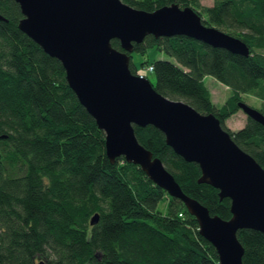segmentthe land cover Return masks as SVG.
Listing matches in <instances>:
<instances>
[{
  "label": "trees",
  "instance_id": "16d2710c",
  "mask_svg": "<svg viewBox=\"0 0 264 264\" xmlns=\"http://www.w3.org/2000/svg\"><path fill=\"white\" fill-rule=\"evenodd\" d=\"M124 1L147 10L171 2L190 5L204 22L249 45L244 55L185 34H148L134 50L155 46L174 59L145 60L141 69L131 59L130 67L147 76L144 69L152 64L155 89L214 112L264 167V124L252 117L237 129L226 124L249 95L260 99L264 112V0ZM0 13V263L220 264L216 247L181 198L123 155L110 160L104 130L69 85L61 61L19 28L18 2L0 0ZM111 42L123 49L119 39ZM207 74L230 89L221 105L205 83ZM134 128L186 193L211 213L231 216V199L199 181V164L175 152L160 128ZM237 236L244 264H264V233L242 227Z\"/></svg>",
  "mask_w": 264,
  "mask_h": 264
},
{
  "label": "water",
  "instance_id": "95a60500",
  "mask_svg": "<svg viewBox=\"0 0 264 264\" xmlns=\"http://www.w3.org/2000/svg\"><path fill=\"white\" fill-rule=\"evenodd\" d=\"M15 1L23 14L19 28L61 61L69 85L104 130L110 160L123 155L181 198L198 220L200 233L216 247L220 264H244L237 231L250 227L264 233V167L234 140L214 112H201L183 99L171 98L155 89L147 76L133 72L130 53L148 34H185L244 55L250 53L249 45L204 22L192 6L177 2L147 10L124 0ZM0 17L4 18L1 13ZM112 38L119 39L123 49L113 46ZM238 104L264 124L263 111L242 100ZM149 123L163 131L175 152L199 164V181L217 187L221 198L231 199L229 218L211 213L186 193L163 160L138 140L134 124ZM97 220L95 212L90 222Z\"/></svg>",
  "mask_w": 264,
  "mask_h": 264
},
{
  "label": "rangeland",
  "instance_id": "374dc122",
  "mask_svg": "<svg viewBox=\"0 0 264 264\" xmlns=\"http://www.w3.org/2000/svg\"><path fill=\"white\" fill-rule=\"evenodd\" d=\"M213 1L214 0H202V2L206 5L212 4ZM155 58L174 59L173 56L166 54L164 51L157 49L155 46H149L145 52H141L139 50H133L131 52V59L134 62V65H136L139 69H141L142 61H152ZM144 71L147 73L148 78L152 82L156 81V74L154 71H148L146 68L144 69ZM204 80L212 92V98L214 102L217 105H221L226 99V97L230 94V89L228 88V86L212 75H205ZM245 99L250 104H253L257 107L261 106V101L252 95L245 97ZM245 121L246 113L239 108L235 113H233L229 118L226 119V124L231 129H237L244 125Z\"/></svg>",
  "mask_w": 264,
  "mask_h": 264
},
{
  "label": "flooded vegetation",
  "instance_id": "af4514ba",
  "mask_svg": "<svg viewBox=\"0 0 264 264\" xmlns=\"http://www.w3.org/2000/svg\"><path fill=\"white\" fill-rule=\"evenodd\" d=\"M260 100V99H259ZM247 103H249V102H247ZM250 104V103H249ZM251 105H253V104H251ZM253 106H255V105H253ZM255 107H257V106H255ZM239 108L240 109H242L240 106H239ZM257 108H260V107H257ZM243 110V109H242ZM244 111V110H243ZM245 112V111H244ZM246 113V112H245ZM250 116L246 113V121H245V123L247 122V120H248V118H249ZM229 118V117H228ZM244 123V124H245ZM228 126V125H227ZM243 126V125H242ZM240 128V127H239Z\"/></svg>",
  "mask_w": 264,
  "mask_h": 264
},
{
  "label": "built area",
  "instance_id": "2783aa9c",
  "mask_svg": "<svg viewBox=\"0 0 264 264\" xmlns=\"http://www.w3.org/2000/svg\"><path fill=\"white\" fill-rule=\"evenodd\" d=\"M153 68V65L152 64H148V66H147V70H150V69H152ZM138 74H140L141 76H145L144 75V73L143 72H140V73H138Z\"/></svg>",
  "mask_w": 264,
  "mask_h": 264
}]
</instances>
